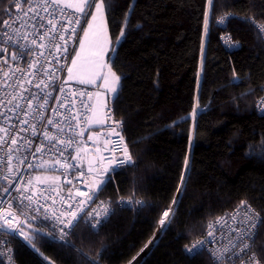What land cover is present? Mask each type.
<instances>
[{
	"label": "trees",
	"instance_id": "obj_1",
	"mask_svg": "<svg viewBox=\"0 0 264 264\" xmlns=\"http://www.w3.org/2000/svg\"><path fill=\"white\" fill-rule=\"evenodd\" d=\"M207 6V0H110L105 20L112 43L121 27L126 32L116 63L109 61L121 77L112 105L124 121V142L136 167L115 175L99 194L115 208L99 234L81 223L70 237L84 255L46 238L36 241L39 252L12 239L17 264H90L96 258L98 264H128L142 254L162 211L178 198L192 135L183 194L173 206L171 225L159 231L139 264H214L206 254L189 257L184 249L203 238L209 222L241 201L264 220V115L258 113L264 41L245 20L264 24V0H215L205 33ZM228 34L236 46L222 42ZM195 107L200 112L193 120L188 116ZM133 192L144 207L114 203L130 200ZM261 249L264 223L253 242V252L264 261Z\"/></svg>",
	"mask_w": 264,
	"mask_h": 264
},
{
	"label": "snow or ice",
	"instance_id": "obj_2",
	"mask_svg": "<svg viewBox=\"0 0 264 264\" xmlns=\"http://www.w3.org/2000/svg\"><path fill=\"white\" fill-rule=\"evenodd\" d=\"M207 2L214 16L215 0ZM13 9L17 10L16 19H11ZM68 9L73 11L68 12ZM109 9L110 0H0V77L5 82L11 80V83H5V95L0 97V108L4 109L0 111V149H6L5 156L0 157V162L9 169L5 175L0 176V180L7 182L6 186L0 185V255H3V249L10 243L9 240L3 239L4 235L22 237L37 252L39 248L36 241L43 238L61 243L62 247L75 249L70 237L75 235L81 223L86 225L92 235H98L103 225L115 214V208L105 206V202L97 204L99 194L107 185L114 182L115 175H119L128 167H136L126 144L121 149L119 144L106 139L104 151L107 155L102 154L101 148L97 147L96 155L87 161L86 171L81 170L84 159L81 153L87 152L88 149L80 147V141L76 139L84 137L85 129L81 127V114L75 105L79 102L80 108L86 110L83 122L89 126V130L93 125H104L108 115L107 112L103 115L99 112L100 107H106L99 103L102 93L81 91L80 99L77 101L70 99L65 89L69 81H75L81 85L103 88L105 93H113L114 98L118 94L121 77L116 75L111 67L104 72L106 65L102 62V57L105 55V45H108V60L112 64L116 63L126 32L124 27H121L119 36L115 43H112L105 23V14ZM3 16H8L11 23L2 19ZM228 18L222 17L219 23L224 24ZM245 20L259 32L264 33V24H259L252 17H245ZM17 24L19 27H13ZM204 27L207 33V17ZM49 37L53 39L58 37L63 43H52V40H49L46 45L43 41ZM221 40L225 45L236 46L232 43L231 34L221 36ZM72 44L78 45L79 50L70 46ZM38 49L40 51H37ZM22 61L24 67L21 66ZM65 71L66 79L60 80L57 84V73ZM17 73L20 75L17 76ZM7 88H12V91L8 92ZM33 88L36 91H33ZM53 91L64 94L63 100L53 96ZM76 96L75 91L71 92L72 98ZM94 96L96 104L85 103L84 97L91 101ZM34 100L37 101L35 105ZM49 100L57 101L58 107L53 106L51 111L55 117L62 119L45 117ZM260 103L264 104V99ZM60 109L65 111L61 112ZM197 115V109L193 108L191 118L195 120ZM65 126L74 132L73 136L62 138L66 135ZM49 128H54L56 134L50 132ZM95 135L96 133H92L87 139L94 140ZM113 135L121 141L124 139L118 132L113 131ZM74 143L77 145L76 154L72 155L69 152L65 157L67 149ZM260 150L261 154H264V144L260 146ZM252 151L255 152L256 149L252 148ZM117 152H121L122 156H117ZM42 153L50 156L58 154L60 158L50 163L49 160L40 158L38 154ZM29 156L34 160L39 159V164L31 162ZM68 159L81 163H68ZM13 160L25 168L39 167L52 173L58 171L57 165L62 169L75 168L79 173L78 182L84 185V190L69 189L66 195L57 193L61 204L58 210L52 207L56 204V197L52 196L51 192L57 191L60 177L37 176L36 181L40 185L47 184L51 190L41 188L37 194L36 190L29 188L32 180L23 181L22 173L13 168ZM185 164L187 165V161ZM13 171L21 177L20 180L12 175ZM22 181L24 186L19 187ZM184 182L182 176L181 184ZM65 183L71 185L73 182L66 180ZM177 191L183 194L180 188ZM49 200L51 205L48 203ZM177 202L178 198H174L172 204L162 211L158 221L161 231L170 227L175 215L173 206ZM114 203L119 207H131L132 204L141 208L145 206L143 200L135 199V192L132 193L130 200L121 199ZM92 205L96 207L93 208ZM228 219L234 223H229ZM228 219L220 218L222 223L218 222L216 227L209 225L207 237L191 247H186V254L194 257L209 250L210 244L219 243L217 240L219 233L221 239L227 240V244L211 253L217 264H224L225 260L228 264H235L234 258L244 264H264V261L257 259V253L253 252L248 243L254 236L252 230L258 224L264 223V220L255 214V210L246 201H241ZM83 238L88 239L89 236L85 234ZM75 250L84 255L81 250ZM141 251L143 252V249ZM260 251L264 252V249ZM133 262L139 264V254L128 264ZM49 264L55 262L50 260ZM90 264H98V258L90 259Z\"/></svg>",
	"mask_w": 264,
	"mask_h": 264
},
{
	"label": "built area",
	"instance_id": "obj_3",
	"mask_svg": "<svg viewBox=\"0 0 264 264\" xmlns=\"http://www.w3.org/2000/svg\"><path fill=\"white\" fill-rule=\"evenodd\" d=\"M25 8L27 7L26 5L24 6ZM68 12H72L73 9H68ZM16 15H17V10L13 9L12 13H11V19H16ZM11 19H9V17L6 20H9V23H11ZM13 27H19V25H14ZM9 31H12V29H9ZM82 34V33H81ZM260 35L264 41V33L260 32ZM49 40H52V43H63L62 41H59L58 37L53 39L52 37H49L48 39L44 40L43 43H45L46 45L49 43ZM21 43H27V41H21ZM72 47H76L78 45H70ZM12 51V49L10 48V52ZM37 51H40L39 49ZM44 51L47 52V49H45ZM51 57H48V59H50ZM11 63V62H10ZM61 63H63V61H61ZM21 66L24 67V63L23 61L21 62ZM66 71L63 73H57L58 79H57V84L60 82V80H64L66 79ZM17 76L20 75V73L16 74ZM5 83H11V80L5 82L3 81V78L0 77V97L5 95ZM65 89L66 92L68 93L70 99H77V101L80 99L79 98V92L84 91V92H94V90L90 87L81 85V84H77V83H72V82H68L67 85H65ZM263 94L262 96L259 98L258 101V113L260 115H264V104H261V100L264 99V86H263ZM33 91H36V89H32ZM8 92L12 91V88H7ZM75 91L77 93V96L75 98L71 97V92ZM53 96L58 97L59 99L63 100L64 98V94L62 93H58L56 91L52 92ZM113 95L110 92L106 93V107H101L99 108V112L103 115L105 112H107L108 115V119L106 120V123L104 125H93L91 127V129L89 130V126L83 122L84 120V113H85V109L80 108V104L79 102L76 103L75 108L79 109L80 114H81V127L85 129V135L84 137H77L76 139L80 141L79 146L80 147H87V152H83L81 153V155L84 157L83 161H82V168L81 170L86 171L87 169V161H88V156L90 154H92L93 156L96 155V148L99 147L101 148V152L104 155H107V152L104 151V141L107 139L109 140L111 143H116L119 144L120 148L122 149L125 146V142L124 139L121 141L119 140V138L116 135H113V131L118 132L121 136H123V129H124V121L117 117L112 105V101H113ZM85 103H91L90 101L87 100V97L83 98ZM23 103V102H22ZM37 103V101H33V104L35 105ZM56 106L58 107V103L55 100H49L48 102V108L45 111V117L46 118H55V119H62V117H55L54 113L51 111L52 107ZM0 111H4L3 108H0ZM61 112H64V109H60ZM90 115V113H88ZM118 122V123H115ZM50 132H52L53 134H56L55 129L54 128H49L48 129ZM65 132L66 135L62 138H67V136H73L74 132L68 130L67 126H65ZM92 133H96V135L94 136V140H88L87 136L92 134ZM42 139V136H41ZM95 141V143H94ZM36 143L38 144L39 141H36ZM36 144L33 145V147H35ZM77 147V145L74 143L73 145H71L68 149L67 152L65 153V157L68 156V153L70 152L72 155H75V148ZM6 153V149H0V157H4ZM40 156V158L45 159V160H49V162L51 163V161H53L54 159H59L60 157L58 156V154L56 155H48L46 153H42V154H38ZM117 156H122L121 152H117L116 153ZM29 160L31 162H33L34 164H39V159H32L31 156H29ZM68 163H77L80 164V161H71L70 159L67 160ZM13 168L17 169L20 173H22L23 176V181H27L29 179L32 180V184L29 186L30 189H34L37 191V194H39V191L41 188H49V186L47 184L45 185H40L37 181H36V177L37 176H43L46 177L48 175H57L60 177V183H59V187H57V191L56 192H51V195L56 197V204L52 205V207L56 208V209H60L61 208V204H60V199H59V195H57V193H59L60 195H66L67 190L71 189V190H75L76 188H80L81 190H84V185L78 182V176L79 173L76 172V169H62L60 168L59 165H57V169L58 171L52 173V172H48V171H44L43 169L39 168V167H34L32 169H28L25 168L19 164H17V162L15 160H13L12 162ZM47 167V165H46ZM9 171L8 167L6 165H2V162H0V176L5 175L7 172ZM12 175L16 177L17 180H20L21 177L17 175L16 171L12 172ZM66 180H71L73 183L71 185L65 183ZM23 181L21 182L20 185H18L19 187H23ZM15 182V181H14ZM7 182L0 180V185L6 186ZM64 191H61V190ZM49 191L50 188H49ZM5 196H7V194H4ZM13 195H15V192L13 191ZM129 200V199H124V198H118L117 201L119 200ZM101 201H103L102 199L99 198V200L97 201V204H99ZM104 202V201H103ZM48 203L51 205V200L48 201ZM105 206H109L107 202H105ZM93 208L96 207V205H92ZM252 208V207H251ZM237 209V208H236ZM231 210L225 214H223L222 216H220L219 218L209 222L207 229L205 231V234L203 236V238H201L200 240H203L207 237V232L210 230L209 229V225H212L213 227L217 226L218 222L220 221V218H225L228 219V217L234 213V211L236 210ZM253 209V208H252ZM255 214H258L255 211ZM242 215V214H241ZM229 223H234L233 221H231L230 219H228ZM260 224L257 225V227L255 229H253L252 231L254 232V236L253 239L248 241V243L251 245L252 249H253V242H254V237L256 235V231L257 228ZM234 235V234H233ZM3 239L5 240H9L10 243L7 245L6 248L3 249V255H0V264H17L15 259H14V255H13V251H12V247H11V240L14 239L16 241H18L19 243L23 244L25 247H27L28 249L32 250V248L27 244V242H25L23 240L22 237H13L11 235H4ZM199 240V241H200ZM217 240L219 241V243H212L209 245V250L204 251L203 253L206 254L210 260L214 263L217 264L215 257L213 255H211L212 252H215L217 249H222L223 246L225 244H227V240L221 239L220 238V234L217 233ZM197 243V242H196ZM193 243L187 247H191L192 245L196 244ZM184 253L185 249H184ZM187 255V254H186ZM189 256V255H187ZM258 259V258H257ZM247 260V257H245V261ZM259 260V259H258ZM235 264H244V262H242L241 260L235 259ZM224 264H228L227 260L224 261Z\"/></svg>",
	"mask_w": 264,
	"mask_h": 264
},
{
	"label": "rangeland",
	"instance_id": "obj_4",
	"mask_svg": "<svg viewBox=\"0 0 264 264\" xmlns=\"http://www.w3.org/2000/svg\"><path fill=\"white\" fill-rule=\"evenodd\" d=\"M105 23H106V20H105ZM85 27H86V25H85ZM81 35H82V34H81ZM78 50H79V48H78V46H77V51H78ZM108 50H109V46H108V45H105V55H104V57H102V62L105 63V65H106V67H105V69H104V72H107L108 67H109V60H108V57H107ZM66 76H67V74H66ZM69 82L76 83L75 81H69ZM77 84H78V83H77ZM84 86H87V87L92 88V89L94 90L93 94H95V93H97V92L102 93V95H101L100 98H99V103H100V104H103V105L106 104V93L104 92V89H103V88H97V87H95V86H93V85H84ZM110 93H111V92H110ZM111 94L113 95V93H111ZM90 102L93 103V104H96V103H97V100H96L95 96L93 97V99H92ZM100 108H101V107H100ZM195 108L197 109V112L199 113V112H200V109H199L198 107H195ZM188 118L191 119V114L188 116ZM59 183H60V181H59ZM160 229H161V226L159 225L158 230L155 232L154 236L151 238L150 241H152V242L156 241ZM150 241H149L148 244L146 245L147 247L145 246V248H144L145 251L148 250V248H149V244H150ZM137 256H138V255H137ZM141 256H142V255L139 254V261H140V259L142 258ZM140 257H141V258H140ZM133 264H135V262H133Z\"/></svg>",
	"mask_w": 264,
	"mask_h": 264
},
{
	"label": "water",
	"instance_id": "obj_5",
	"mask_svg": "<svg viewBox=\"0 0 264 264\" xmlns=\"http://www.w3.org/2000/svg\"><path fill=\"white\" fill-rule=\"evenodd\" d=\"M208 13H209V4H208V6H207V12H206V17H207V19H208ZM203 54H204V42H203V46H202V50H201V60H202V58H203ZM202 67V64L200 65V68ZM200 86V75H199V77H198V81H197V87H199ZM192 141H193V135H192V138H191V144H190V149H189V151H188V155H187V160H188V167H187V171H188V168H189V163H190V155H191V149H192ZM92 157H94L92 154H90L89 156H88V159L89 158H92ZM187 171H186V173L184 174V172H185V168H184V172H183V177H184V181H185V178H186V174H187ZM183 185H184V183L183 184H180V189L182 190V187H183ZM179 196H180V192H178L177 193V197H178V199H179ZM177 204V203H176ZM153 237V236H152ZM143 249V248H142ZM141 249V250H142Z\"/></svg>",
	"mask_w": 264,
	"mask_h": 264
},
{
	"label": "crops",
	"instance_id": "obj_6",
	"mask_svg": "<svg viewBox=\"0 0 264 264\" xmlns=\"http://www.w3.org/2000/svg\"><path fill=\"white\" fill-rule=\"evenodd\" d=\"M147 252V251H146ZM145 254V250L143 251V253L141 254L142 256Z\"/></svg>",
	"mask_w": 264,
	"mask_h": 264
}]
</instances>
